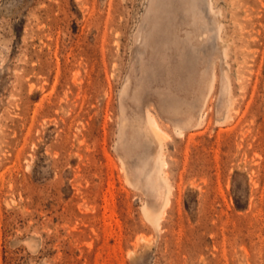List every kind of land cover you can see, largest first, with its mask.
Instances as JSON below:
<instances>
[{"label": "rangeland", "instance_id": "rangeland-1", "mask_svg": "<svg viewBox=\"0 0 264 264\" xmlns=\"http://www.w3.org/2000/svg\"><path fill=\"white\" fill-rule=\"evenodd\" d=\"M0 264H264V0H0Z\"/></svg>", "mask_w": 264, "mask_h": 264}, {"label": "bare ground", "instance_id": "bare-ground-1", "mask_svg": "<svg viewBox=\"0 0 264 264\" xmlns=\"http://www.w3.org/2000/svg\"><path fill=\"white\" fill-rule=\"evenodd\" d=\"M146 129H147L148 132L152 133L155 137H158L159 128H158L157 123L154 120V118L152 116H150L149 114H147ZM160 157H161V155H160ZM162 163H164V162L163 161H160V165ZM162 180L165 182L164 178ZM146 216L148 217L149 222H152V224H154V225H158V223L156 222V219H154L155 217L154 218H151L148 213H146Z\"/></svg>", "mask_w": 264, "mask_h": 264}]
</instances>
